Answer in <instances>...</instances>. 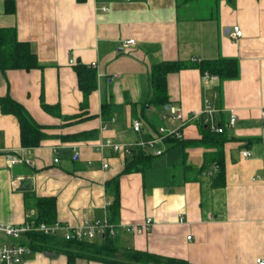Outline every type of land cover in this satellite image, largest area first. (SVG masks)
<instances>
[{"label": "crops", "instance_id": "0c3cea01", "mask_svg": "<svg viewBox=\"0 0 264 264\" xmlns=\"http://www.w3.org/2000/svg\"><path fill=\"white\" fill-rule=\"evenodd\" d=\"M104 2L108 12L96 8L98 0H0V28H14L17 40L27 42L41 64L0 72V97L9 94L47 126L48 135L39 147L23 148L16 118L0 113V222L22 225L28 213L33 219L35 209L24 202L26 191L54 198L55 219L68 227L109 218L105 185L121 172L130 153L119 155L98 143L109 139L134 145L159 126L180 125L142 105L150 91V67L179 60L186 66L166 75L165 106L183 114L179 138L198 140L200 123L191 116L209 103L213 124L223 128L226 138L224 186H209L212 165L199 176L185 171L184 165L201 166V148L164 140L157 156L145 149L149 164L119 176L118 220L112 222L118 225V243L194 264H256L255 258L264 257V0H220L199 17L189 15L193 8L188 5L179 15L176 0ZM6 4L11 12H5ZM233 26L241 30L240 37L231 35ZM127 39L133 44L124 46ZM229 57L238 66L237 77L230 80L205 83L199 69L190 66L192 58ZM78 63L97 72V88L83 110L74 71ZM103 100L118 106L109 121L99 115ZM41 101L57 106L59 115L45 112ZM134 120L141 123L140 132L131 128ZM91 130L96 135L90 140L63 139ZM10 155L21 162L9 165ZM147 219L143 233L124 231ZM65 262L63 252L42 250L14 264ZM74 263L103 264L79 257Z\"/></svg>", "mask_w": 264, "mask_h": 264}, {"label": "trees", "instance_id": "16d2710c", "mask_svg": "<svg viewBox=\"0 0 264 264\" xmlns=\"http://www.w3.org/2000/svg\"><path fill=\"white\" fill-rule=\"evenodd\" d=\"M176 0V7L180 10L179 15L186 14L185 6H189L193 11L190 16L199 17L204 12H209V8H213L214 4L220 0ZM230 1V0H225ZM198 8H196V7ZM12 7L6 4L5 12H11ZM190 66L199 69L201 74L207 73L216 75L220 80H230L238 75L237 60L235 58H214V60H200L191 62ZM41 64L31 52L27 42H20L16 38L14 28H0V72L4 74L8 69H37ZM186 63L179 60H170L155 63L150 67L148 75V84H150L149 94L142 100V105L154 107L162 110L168 103L166 96V75L185 68ZM74 71L77 76V85L82 93V103L80 108L83 110L87 105V96L97 88V72L92 66L84 64H76ZM41 107L45 112L58 114L57 106H49L41 101ZM118 108L111 100H103L100 106L102 120L109 121L112 113ZM0 113L4 115L11 114L16 118L20 131L19 141L23 148L39 147V143L48 135L44 131L47 126L38 124L32 116L29 115L24 106L16 102L10 95L0 97ZM201 137L198 140H182L175 137L165 138L166 142L181 144L183 147L191 146L203 149L202 164L196 168L184 165L185 171L190 170L195 176H199L208 170L210 165L213 166V173L209 179V186L218 188L224 186L225 170L223 145L226 142L223 131L214 133L209 126L199 124ZM96 135L95 131H83L79 133L64 136V140L83 141L90 140ZM151 160V155L145 150L132 148L130 155L125 160V164L121 172L114 176L113 179L106 182L105 188L107 195L111 198V204L108 207L109 218L111 222L118 220L117 213L119 208V176L129 174L130 172L141 171L147 166ZM24 202L26 208H34L35 215L33 220L36 224L44 222L46 224H54L55 205L52 197H36L33 192L26 191L24 193ZM31 251H61L66 255L65 264H75V258H83L103 264H194L181 259L168 258L158 256L150 252H142L135 249H126L120 247L117 237H99L95 239L65 240L61 236H51L41 234L39 232H29L23 242Z\"/></svg>", "mask_w": 264, "mask_h": 264}, {"label": "built area", "instance_id": "2783aa9c", "mask_svg": "<svg viewBox=\"0 0 264 264\" xmlns=\"http://www.w3.org/2000/svg\"><path fill=\"white\" fill-rule=\"evenodd\" d=\"M105 0H98V5L96 8L102 12H108V6L104 2ZM233 37H240L241 30L238 26L232 27ZM134 40L127 39L124 46H130L133 44ZM193 62H198L199 60L196 58H192ZM74 60L70 59L69 63H73ZM203 81L207 83L209 80L217 79V76L210 75L207 73L202 74ZM261 116L264 117V107L261 109ZM160 118L168 123L179 122V126H174L172 128L159 126L157 127V131L152 134L149 138L145 139L143 142L131 144H120L115 141H111L109 139H105L103 142H99L98 145L101 147H111L119 155H128L131 152L132 148H139L141 150L149 149L152 155L157 156L162 152V149L158 147V144L165 140L167 137H180V129L184 121V117L179 108L175 106L168 105L167 108H163L160 112ZM235 116L231 115L229 119V126L234 122ZM191 120H194L198 123H203L209 126V129L214 133H220L223 131L221 126H215L213 124V110L210 107L209 103L205 101L204 106L201 108L199 113H194L191 116ZM131 128L135 132L141 131V123L138 120L132 121ZM248 153L242 152L243 156H247ZM8 164L12 165L15 163L21 162L19 158L15 156H7ZM107 167V163H103V168ZM33 214H26V221L22 225H7L0 222V236L2 237V242L0 243V264H14L19 259L26 257L31 253V250L23 243L29 232H39L45 235L51 236H61L65 240H71V238L76 240H86V239H95L99 237L109 236L115 237L116 231L118 228L117 224H113L109 218L104 217L100 220L94 221H86L77 227H68L59 222H55L54 224H46L41 222L40 224H36L32 219ZM182 217L180 218V220ZM150 225V220L147 219L143 224L139 226L130 225L124 228L125 232H132L141 234L143 233L147 227ZM189 239V237H187ZM256 264H264L263 258H255Z\"/></svg>", "mask_w": 264, "mask_h": 264}, {"label": "rangeland", "instance_id": "374dc122", "mask_svg": "<svg viewBox=\"0 0 264 264\" xmlns=\"http://www.w3.org/2000/svg\"><path fill=\"white\" fill-rule=\"evenodd\" d=\"M206 1H208L209 3L210 2H212V1H210V0H206ZM2 242V237L0 236V243Z\"/></svg>", "mask_w": 264, "mask_h": 264}, {"label": "water", "instance_id": "95a60500", "mask_svg": "<svg viewBox=\"0 0 264 264\" xmlns=\"http://www.w3.org/2000/svg\"><path fill=\"white\" fill-rule=\"evenodd\" d=\"M168 106H165V108H167Z\"/></svg>", "mask_w": 264, "mask_h": 264}]
</instances>
